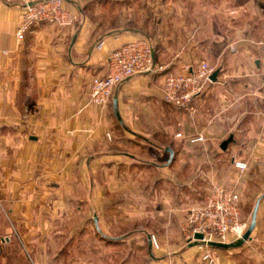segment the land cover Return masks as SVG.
<instances>
[{
  "label": "crops",
  "instance_id": "1",
  "mask_svg": "<svg viewBox=\"0 0 264 264\" xmlns=\"http://www.w3.org/2000/svg\"><path fill=\"white\" fill-rule=\"evenodd\" d=\"M176 1L64 0L73 26L18 43L26 0H0V264H208L182 226L214 186L240 194L245 220L259 202L247 241L210 247L215 264H264V0ZM141 37L154 70L90 103L110 52ZM204 60L220 73L196 113L167 103L165 75Z\"/></svg>",
  "mask_w": 264,
  "mask_h": 264
},
{
  "label": "built area",
  "instance_id": "2",
  "mask_svg": "<svg viewBox=\"0 0 264 264\" xmlns=\"http://www.w3.org/2000/svg\"><path fill=\"white\" fill-rule=\"evenodd\" d=\"M77 18L64 5V0H26L16 32L17 41L22 43L36 24L71 27ZM102 45L103 42L98 47ZM154 48L150 39L141 37L112 50L107 59L105 74L96 77L91 83L89 102L103 107L110 101L118 84L132 76L153 71ZM215 71L216 67L204 60L196 66H184L180 73H167L163 83L164 100L180 111L195 114L197 108L194 100L209 91ZM196 139L203 141L204 137L198 135ZM235 166L245 171L248 163L236 161ZM248 226V221L243 218L240 194L222 186H214L205 204L189 211L182 226V234L188 244L198 240L195 238L197 233L202 234L203 238L197 246L203 251V259L208 264H215L216 258L208 243L235 242L244 236ZM150 239L153 247L159 249L160 243L156 235L151 234Z\"/></svg>",
  "mask_w": 264,
  "mask_h": 264
},
{
  "label": "rangeland",
  "instance_id": "3",
  "mask_svg": "<svg viewBox=\"0 0 264 264\" xmlns=\"http://www.w3.org/2000/svg\"><path fill=\"white\" fill-rule=\"evenodd\" d=\"M175 1V0H174ZM147 2V1H145ZM162 4H165V0H161ZM177 3H179L180 6L184 7V8H188V9H192L193 12L202 9V7H207L208 5L210 7L214 6L216 8H219L222 6L220 5V0H177ZM211 3V4H210ZM229 7H232V5L230 4ZM232 9V8H231ZM127 20V17L125 18H114V21L118 24H123V22ZM253 207H254V202H250L249 205H247L245 212H246V221H248V223L250 224L251 221V217H252V212H253ZM243 213V212H242ZM87 231V232H91V233H98V230L96 229V227L94 225L92 226H82V231Z\"/></svg>",
  "mask_w": 264,
  "mask_h": 264
},
{
  "label": "water",
  "instance_id": "4",
  "mask_svg": "<svg viewBox=\"0 0 264 264\" xmlns=\"http://www.w3.org/2000/svg\"><path fill=\"white\" fill-rule=\"evenodd\" d=\"M220 73V70H216L213 74H212V81H217L218 79V75ZM231 141V139L226 140L223 144V148H226L228 143ZM258 207H259V202L256 204L254 212H253V216H252V220L251 223L247 229V231L245 232L244 236L242 238H240L239 240L232 242V243H220V242H209L208 245L210 247H214V248H234V247H238L240 245H242L245 241H247L250 238L251 233L253 232V230L256 227V220H257V212H258ZM195 238L198 239L197 241L193 242L191 245L195 246L198 245L200 242L199 240H201L203 238L202 234L197 233L195 235Z\"/></svg>",
  "mask_w": 264,
  "mask_h": 264
}]
</instances>
